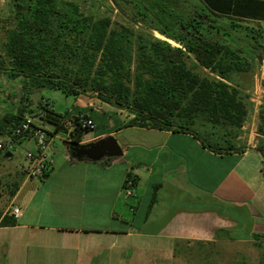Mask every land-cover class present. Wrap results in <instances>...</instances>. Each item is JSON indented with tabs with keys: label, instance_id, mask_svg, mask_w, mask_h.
Masks as SVG:
<instances>
[{
	"label": "crops",
	"instance_id": "obj_1",
	"mask_svg": "<svg viewBox=\"0 0 264 264\" xmlns=\"http://www.w3.org/2000/svg\"><path fill=\"white\" fill-rule=\"evenodd\" d=\"M90 1L93 14L128 22L114 1ZM116 1L129 18L143 13L133 0ZM155 1L166 16L194 17L204 23L217 16L200 0L198 7L186 0ZM253 1L258 3L256 14L264 16V0ZM10 2L0 0L1 20L11 13ZM145 18L152 21V29L139 25L147 33L174 45L156 32L164 27L153 16ZM245 24L261 29L263 38L261 48L245 55L252 72L237 77L251 104L239 134L230 142L240 151L223 152L230 146L216 136L221 151L206 148L186 132L123 127L131 116L92 94L64 95L73 98L64 113L56 112L49 101L55 114L85 113L93 120L95 129L79 144L112 136L123 155L110 161L75 160L63 130L56 131L43 120L54 141L53 164L42 178L32 179L26 175L25 155L35 151L34 143L20 141L11 151L26 148L19 168L7 171L0 190V199L6 198L0 220L11 217L12 208L20 210L14 225L0 227V264H175L179 258L186 262L192 255H203L209 246L264 244V178L257 149L262 139L257 133L259 114L264 109V18ZM238 36H215V40L243 47ZM21 82L0 69V120L21 113L25 105ZM130 179L135 182L128 196L124 188Z\"/></svg>",
	"mask_w": 264,
	"mask_h": 264
},
{
	"label": "trees",
	"instance_id": "obj_2",
	"mask_svg": "<svg viewBox=\"0 0 264 264\" xmlns=\"http://www.w3.org/2000/svg\"><path fill=\"white\" fill-rule=\"evenodd\" d=\"M200 1L216 18L204 23L194 17L166 16L155 0H133L143 13L131 18L152 29V21L145 16H153L164 27L156 32L172 45L122 18L86 14L74 0H11V13L0 22L4 33L0 69L10 78L21 79L25 105L22 114L2 117L0 137L12 133L25 108L27 115L41 109L43 120L52 123L56 131L63 130L62 120H71V142L79 143L84 134L95 129L85 113L55 114L41 94L50 89L72 97L92 94L98 101L126 111L131 118L123 127L190 133L213 151H221L218 138L230 146L251 106L237 77L252 72L245 55L261 48L259 39L263 38L261 29L245 23L264 16L256 14L258 3L253 0ZM234 33H239L237 39L243 47L215 40V36L229 39ZM36 92L45 99V107L40 108L38 102L33 108L30 97ZM84 120H90L94 129L84 127ZM259 121L257 133L262 139L257 149L264 178V109ZM230 151L240 150L233 146L223 150ZM14 224L9 216L0 220V227ZM253 246L261 250L257 264H264V244Z\"/></svg>",
	"mask_w": 264,
	"mask_h": 264
},
{
	"label": "rangeland",
	"instance_id": "obj_3",
	"mask_svg": "<svg viewBox=\"0 0 264 264\" xmlns=\"http://www.w3.org/2000/svg\"><path fill=\"white\" fill-rule=\"evenodd\" d=\"M82 10L86 14H92L99 16L100 14H93L92 11V1L90 0H79ZM191 6H197V0H186ZM95 7H97L95 5ZM6 18V15L3 16ZM115 20L121 21V17L116 16ZM2 20L0 19V22ZM1 26V24H0ZM155 37V35H153ZM4 39V33L0 31V44ZM199 72V70H196ZM203 74L204 72H199ZM42 96L48 99L54 110L58 113H64L66 108L73 103V98L65 97L59 91L54 90H43L41 92ZM25 146H22L12 152V157L4 159V153H0V190L7 180V171L15 172L20 163L23 161V156L25 153ZM6 202L5 196L0 199V213L3 211V205ZM203 255H192L188 257V260L184 262L182 258H179L175 264H257L261 250L255 248L252 245L247 244H228V245H215L206 247L203 251Z\"/></svg>",
	"mask_w": 264,
	"mask_h": 264
},
{
	"label": "built area",
	"instance_id": "obj_4",
	"mask_svg": "<svg viewBox=\"0 0 264 264\" xmlns=\"http://www.w3.org/2000/svg\"><path fill=\"white\" fill-rule=\"evenodd\" d=\"M40 108L45 107V99L39 98ZM43 112L40 109L35 114L24 116L18 125L13 129L10 135H3L0 137V152H11L19 141H32L35 146L34 152H27L25 157L28 162L26 167V175L32 179L42 178L52 167L53 161L50 153L54 149L53 137L46 132L42 126ZM64 137L72 141L71 133L73 130V123L71 120H62L60 123ZM84 127L94 129V124L90 120L83 121ZM132 182L128 180L125 184V194H132ZM11 217L16 221L20 216V210L18 208H12Z\"/></svg>",
	"mask_w": 264,
	"mask_h": 264
},
{
	"label": "water",
	"instance_id": "obj_5",
	"mask_svg": "<svg viewBox=\"0 0 264 264\" xmlns=\"http://www.w3.org/2000/svg\"><path fill=\"white\" fill-rule=\"evenodd\" d=\"M114 6L116 10L120 13V15L125 20L134 25L136 28H140L145 30L146 32H150L148 29L140 26L133 19L129 18L124 13H122L116 4H114ZM39 97L40 92H36L30 97L31 101L33 102V108L36 107ZM66 145L69 149L71 157L75 160H88L92 162H99L104 159L119 158L123 155L119 144L117 143L116 139L112 136H108L106 138L89 144L67 142ZM10 155V153H6L4 154V157L8 158L10 157Z\"/></svg>",
	"mask_w": 264,
	"mask_h": 264
}]
</instances>
